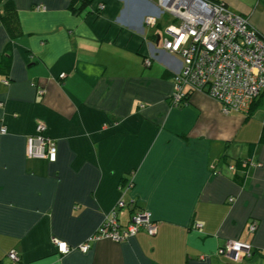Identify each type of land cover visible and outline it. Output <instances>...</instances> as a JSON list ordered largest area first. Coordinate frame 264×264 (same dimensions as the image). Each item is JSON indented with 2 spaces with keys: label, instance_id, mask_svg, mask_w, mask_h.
<instances>
[{
  "label": "crops",
  "instance_id": "1",
  "mask_svg": "<svg viewBox=\"0 0 264 264\" xmlns=\"http://www.w3.org/2000/svg\"><path fill=\"white\" fill-rule=\"evenodd\" d=\"M214 1L264 37V0ZM14 4L21 34L0 23V263L15 250L23 264H231L218 250L240 240L253 247L240 264H264V93L250 118L203 92L174 106L181 57L159 44L160 0ZM39 122L54 163L26 155ZM239 159L254 165L233 173ZM122 200L120 225L148 210L158 233L81 252ZM54 239L73 250L60 254Z\"/></svg>",
  "mask_w": 264,
  "mask_h": 264
},
{
  "label": "built area",
  "instance_id": "2",
  "mask_svg": "<svg viewBox=\"0 0 264 264\" xmlns=\"http://www.w3.org/2000/svg\"><path fill=\"white\" fill-rule=\"evenodd\" d=\"M101 9L104 5L100 6ZM36 10H46V7L37 6ZM160 12L159 18L169 16L171 22L159 36V44L163 51L181 57L180 66L174 70L172 104L184 106L187 104L185 99L191 94L203 92L219 102L224 113L247 114L264 93V37L251 25L249 18L232 12L224 2L213 0H160ZM157 19L148 17L146 23L155 26ZM144 64L149 67L151 60ZM66 77L65 73L60 75V79ZM36 129V134L28 137L26 142L27 157L56 162L58 148L56 142L46 135L47 125L39 122ZM0 132L5 134L7 128L2 127ZM253 165L251 162L250 166ZM243 166H247V162H243ZM229 169L233 173L237 171L235 165ZM126 205L125 201H120L98 230L79 246V250L88 253L91 244L102 239L126 242L142 230L149 236L158 233L159 226L148 210L135 212L130 223L121 226L117 210ZM200 228L202 225L197 224L196 229ZM257 228L258 224L254 222L250 230L255 232ZM53 243L60 254L73 250L58 239ZM252 251L251 244L227 240L219 248L218 255L227 256L231 264H240L252 257ZM8 259L11 264H23L15 250L9 252Z\"/></svg>",
  "mask_w": 264,
  "mask_h": 264
},
{
  "label": "trees",
  "instance_id": "3",
  "mask_svg": "<svg viewBox=\"0 0 264 264\" xmlns=\"http://www.w3.org/2000/svg\"><path fill=\"white\" fill-rule=\"evenodd\" d=\"M1 22L5 23V26L7 27L8 32L10 34V38L12 40L17 38L21 34L20 27L18 24V16H17V12L15 9L14 0H0V23ZM7 51H9V49H7ZM189 98H190V96H189ZM189 98L185 99L187 101V104L189 102ZM262 100H263V97L261 96L258 100H256L252 104L250 111L248 112V115H249L248 118H250L251 114L254 113L256 108L259 105H261ZM261 141L264 142V136H262ZM255 147H256V144H251V146H250L251 150H254ZM243 162H247V166H243ZM250 163H251V160H249V159H246V160H240L239 159L234 165L236 166V169L238 172V171H246L250 167ZM235 178L239 182L243 181V178H241L239 176H236ZM134 213L135 212L133 211L132 215Z\"/></svg>",
  "mask_w": 264,
  "mask_h": 264
},
{
  "label": "rangeland",
  "instance_id": "4",
  "mask_svg": "<svg viewBox=\"0 0 264 264\" xmlns=\"http://www.w3.org/2000/svg\"><path fill=\"white\" fill-rule=\"evenodd\" d=\"M163 18H165L166 20H167V23L169 24V22H170V18H169V16H165V17H163ZM262 108V107H261Z\"/></svg>",
  "mask_w": 264,
  "mask_h": 264
}]
</instances>
